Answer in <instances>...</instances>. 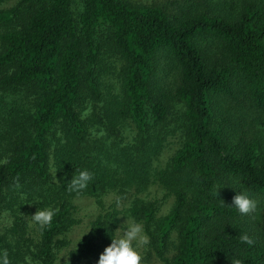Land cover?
<instances>
[{
  "label": "trees",
  "instance_id": "obj_1",
  "mask_svg": "<svg viewBox=\"0 0 264 264\" xmlns=\"http://www.w3.org/2000/svg\"><path fill=\"white\" fill-rule=\"evenodd\" d=\"M9 1L0 0V217L11 223L0 252L9 264H57L74 199L104 208L105 196L151 184L174 196V209L157 218V201L137 199L128 213L162 264H264V239L230 197L264 199V141L234 140L243 113L264 119V0H80L78 13L76 0ZM161 53L180 71L181 111L156 91ZM110 59L121 64L116 94ZM173 139L179 148L158 168ZM82 169L93 179L69 191ZM36 204L55 210L50 224L31 226L24 212ZM118 214L95 220L70 264H97Z\"/></svg>",
  "mask_w": 264,
  "mask_h": 264
},
{
  "label": "rangeland",
  "instance_id": "obj_2",
  "mask_svg": "<svg viewBox=\"0 0 264 264\" xmlns=\"http://www.w3.org/2000/svg\"><path fill=\"white\" fill-rule=\"evenodd\" d=\"M19 0H10L4 7H11L16 4ZM133 2L143 3V4H152V3H160L164 5H169L174 0H132ZM81 7V1L76 0L75 9L76 13L79 12ZM78 10V11H77ZM215 54V52H214ZM212 54V55H214ZM111 65L109 69L110 74L107 75L106 86H108L109 90L112 94H116L119 90L120 82L117 79L116 73L120 71L121 64L116 63L114 60L110 59L108 61V66ZM157 74L155 80L156 91L158 93L159 98H165L168 102L173 105L179 111L182 110L181 104L174 97L175 91L178 87L180 81V71L177 68L174 61L170 59L164 53H161L158 57L157 61ZM105 68V70L107 69ZM244 117L241 121H238V125L241 126V130L235 132L234 140L238 139L239 136L243 133V136L246 138L260 137L264 141V119L258 112H250L249 114H242ZM121 129V128H120ZM241 133V134H240ZM122 135L123 137L130 141L134 136V131L127 126L122 127ZM177 140L173 139L170 141L167 148L164 150L162 156L156 162V166L158 168H164L168 165L171 157L178 149ZM236 196V195H234ZM234 196L231 197V202L233 203ZM253 201L256 202V209L250 214H241L239 211V219L242 220L245 224L248 225L249 229L252 230L254 234L258 237L264 239V199L263 198H255L250 197ZM137 199H142L144 201H157L159 203V212L157 218L164 217L168 215L175 207V198L171 195L167 190L159 187L157 185L152 184L149 188L142 192L137 193L132 190L126 196H120L117 193H111L108 196L104 197L105 206L101 208L98 205V202L95 198L90 196H83L74 199L73 203L75 205L74 217L76 223L71 226V228L59 237L60 241L65 243L64 246L57 251V264H65L64 258L61 259L60 255L63 254L66 257H69L70 264V253L77 247L78 243L83 239V237L90 231L92 224L95 220L101 216L106 215L108 212L113 210L117 211L119 214L117 216V226L114 228V231L118 229L126 220V217H131L128 213L129 208ZM114 206V208H111ZM37 209H32L30 207L25 213V217L29 219L31 226L36 228V223L31 222L30 215L34 214ZM142 222V221H139ZM143 223V222H142ZM10 220L8 217H0V230L4 229V227L10 226ZM144 225V223H143ZM145 228V225H144ZM146 231V230H145ZM148 235V234H147ZM150 238V237H149ZM173 241L175 245L177 244V235L174 233ZM111 241L103 244L102 250L99 253L103 252L104 248L107 247ZM141 253L143 255L142 264H162L158 259L154 252V245L150 239V243L148 246L141 249ZM174 255V251L169 254L170 257ZM95 261L94 258H90L89 260L84 261L82 264H93Z\"/></svg>",
  "mask_w": 264,
  "mask_h": 264
},
{
  "label": "clouds",
  "instance_id": "obj_3",
  "mask_svg": "<svg viewBox=\"0 0 264 264\" xmlns=\"http://www.w3.org/2000/svg\"><path fill=\"white\" fill-rule=\"evenodd\" d=\"M92 179L93 176L87 169L75 171L71 180L67 183L68 190H83ZM233 205L232 207L236 208L241 214H250L257 207L256 202L243 192H237L233 199ZM54 216L55 210L52 207L40 205L37 211L30 215L31 222L37 223L41 227L50 224ZM112 233L113 235H110L111 243L104 248L97 264H142L143 255L141 249L150 243V238L145 231L143 223L135 218L126 217L124 223ZM242 239L250 242L247 236ZM62 258H64L65 264H69V257L61 254L60 262ZM0 264H9V255L6 250L0 252ZM234 264H239V261H235Z\"/></svg>",
  "mask_w": 264,
  "mask_h": 264
}]
</instances>
